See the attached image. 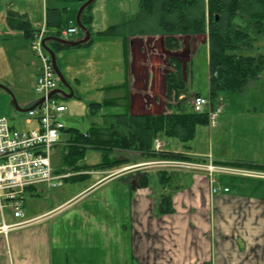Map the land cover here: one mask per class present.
I'll list each match as a JSON object with an SVG mask.
<instances>
[{
	"label": "crops",
	"instance_id": "obj_1",
	"mask_svg": "<svg viewBox=\"0 0 264 264\" xmlns=\"http://www.w3.org/2000/svg\"><path fill=\"white\" fill-rule=\"evenodd\" d=\"M63 1L65 0H44L38 15L33 16L32 12L28 11L29 3L32 4L31 0H2L0 44L2 46L6 44L4 47L8 49L11 46L10 42L19 39L22 45L16 48L18 51L13 53L9 49L8 53L19 54L21 52L19 49L23 47L32 51L30 40L24 37L23 32L8 26L6 21L8 11L14 9L26 13L33 25L40 28L46 21L48 8H58L63 14L61 10ZM78 1L83 3L85 0ZM112 1L108 0L106 4L110 5ZM90 14L94 21L93 10ZM71 20H73L71 26L76 25V20L72 17ZM59 29L61 27L50 28L47 35L53 36ZM79 34L78 31L70 37L77 39ZM204 35L206 36L204 42L208 43L207 34ZM197 36L199 35L186 38L179 36V38L181 42L187 40L189 47L190 42ZM145 37L149 39L156 36ZM145 37L98 36L95 38L93 36L90 45L70 46L57 52L58 63L61 57L63 62L61 61L60 68L69 82L67 73L70 72L69 61L72 56L73 59L83 62L80 64L81 77L88 80L95 79L91 90L79 84L76 89L77 94L74 93V96L76 95L83 102L87 99L85 93L92 91L98 94L101 90H105L108 85L98 84L97 81L109 77L110 64H112L115 66L113 72L118 71L123 77L119 83L128 82L132 112L134 95L138 91L135 89L137 79L132 70L133 47L136 40L142 43ZM24 41L25 45H23ZM178 51L179 49L173 52ZM32 54L35 57L33 51ZM32 63L37 66L35 61L32 60ZM36 69L37 72L30 75L32 89L40 67L37 66ZM71 76L75 77V75ZM75 79L83 82L79 77ZM21 93L18 88L14 90V94L20 97V100L17 98L20 105L23 103L33 105L40 99L38 94L36 95L39 97L34 98L30 92ZM208 93L209 90L207 95ZM102 100H89V103ZM73 104H75L72 106L74 109L80 102L75 101ZM83 108L88 110L89 107L83 105ZM118 108L120 107L112 109ZM260 109L253 105L242 107V112L253 118L259 115ZM67 111L61 115L63 121ZM252 122L253 126L248 124L252 128L245 129L239 136L237 152L230 150L235 145L230 141L229 133L228 137L224 135L228 141L225 150L219 147L225 146L226 140L218 146L217 140L214 142L215 134H220L217 129L218 120L216 125H207L204 126L206 129H200L199 134L203 137V144L201 140L198 144L193 140L186 143L181 141V147L174 141H165L164 136L161 137L164 143L162 150L206 158L207 162L211 159L216 163L237 161L264 165V134L258 130V127H262V122L257 119H252ZM33 123L35 125L34 121L31 122ZM92 124L86 130L77 129L85 132ZM229 131L230 128L226 130ZM63 132L67 133L65 130ZM127 156L129 154L125 157ZM130 163L133 164L135 161ZM131 164L123 165L119 169H86L69 172L64 168V171H56L67 174L63 184L59 187L46 186L61 188L67 180H70L76 184L74 192L53 200L42 198L35 214L31 213L28 216L25 200V214L22 218H15L10 213L9 219H6L5 213L0 210L2 215L0 225L4 221L15 223L35 219L30 224L12 228L7 233L0 232V264H264V177L215 173L218 185L229 187V191L213 193L207 171L167 169L171 178L175 180L173 187L179 188H176L172 194L173 212L160 213L159 203L163 189L161 186L159 188L149 175L150 172H155L160 184L158 170L147 171L142 168L127 170ZM145 173L148 177V185L142 186L140 181ZM79 174L83 176L73 177ZM43 186L37 185L29 189L26 195L40 194L43 192L40 187Z\"/></svg>",
	"mask_w": 264,
	"mask_h": 264
},
{
	"label": "trees",
	"instance_id": "obj_2",
	"mask_svg": "<svg viewBox=\"0 0 264 264\" xmlns=\"http://www.w3.org/2000/svg\"><path fill=\"white\" fill-rule=\"evenodd\" d=\"M86 1V0H85ZM94 3L87 6L82 14V22L91 30L90 40L80 46L93 42L91 27L93 16L87 11ZM140 10L126 17L121 22L111 24L106 29L98 31L99 36L123 37H162L163 47L168 51L182 47L179 36H193L207 34L210 83L209 91L213 100L225 92H244L249 83L260 76L264 69V54L237 55L229 50L241 46L249 37L250 31L243 23L236 22V17L249 21L255 29L264 34V0H140ZM6 21L11 29L23 32L27 40L34 37L37 28L26 13L10 9ZM47 28L61 27L62 13L58 8H48L46 18ZM59 30L55 35H59ZM48 45L57 52L69 48V45L56 40H48ZM252 44V43H251ZM168 63L171 69L165 73L167 109L160 113L131 112L128 82L112 84L105 90L122 89L121 96L106 97L101 102L88 104L89 114L95 115L102 110L120 107L124 112L110 113L104 117L103 124L93 123L85 132L77 128H67L70 137L64 146L63 159L65 171H80L86 169H110L127 165L134 160L132 156H117L121 152H133L140 159L177 158L195 159L185 153L171 150L157 151L155 140L159 137H175L182 142L193 140L199 126L209 124L207 110L195 111L188 103V89L186 86V71L183 63L175 54H169ZM59 96V95H57ZM177 100L176 103H171ZM103 150V157L99 163L88 164L82 162L87 148ZM115 154V156H113ZM233 166H245L264 169V165L246 164L240 162H221ZM159 182L163 189L159 203L160 213L173 212L172 194L179 187L175 180L165 170L157 171ZM74 175L73 177H82ZM140 184L148 185L146 173L142 175ZM36 186H30L26 192ZM26 198V193H25Z\"/></svg>",
	"mask_w": 264,
	"mask_h": 264
},
{
	"label": "rangeland",
	"instance_id": "obj_3",
	"mask_svg": "<svg viewBox=\"0 0 264 264\" xmlns=\"http://www.w3.org/2000/svg\"><path fill=\"white\" fill-rule=\"evenodd\" d=\"M85 1H83L84 3ZM2 0H0V6L2 5ZM31 3H29L28 11L32 12L33 16L38 15L40 6L44 4V0H31ZM83 3H79L78 0H65L63 1V4H61V10L63 12V21L61 25V29H67L71 26V22H73L72 19L76 20V17L78 15V12L80 10V7ZM108 3V0H95L94 6L92 9L87 11L89 14L93 10V14L95 17V20L92 23V27L94 30L93 36L98 38V30H101L105 27H107L109 24L113 22L121 21L122 18H128L130 14H133L135 12H138L140 10L139 8V0H113L110 4ZM51 7V5H49ZM236 22L243 23L245 27H247L250 31L249 37H251L253 40L249 42L245 41L241 46L229 50L230 53H234L237 55H258L260 53H264V34L259 35L258 30L255 29V26L251 24L249 21H244L242 18L236 17ZM76 23V22H75ZM77 25V23H76ZM79 33L82 32V30L79 27ZM187 36H185L186 38ZM205 35L201 34L197 36L196 39L192 40L189 44V47L187 45V40L185 42H182V47L179 49L178 52L168 51L163 47L162 43V37L156 36L151 37L143 40L141 43L140 40H136L133 47V54H134V60H133V75L137 79V86H135V89L138 90L134 95V106L132 109L133 113H160L162 111H165L167 109L168 112H172L173 109L167 108L166 101V80H165V73L171 69L169 67L168 63V56L169 54H175L177 57H179L183 63L184 69L186 71L185 78H186V86L189 91L188 96L189 101L188 103L191 104V100L197 93H202L203 95H207V92L209 90V83H210V71H209V54H208V43H205ZM75 37H71L70 39H74ZM252 43V44H251ZM11 46L8 47V49H5L6 44L2 46L0 44V85L5 84L8 89L0 86V117L6 116L11 124H13L17 129H26L34 126V123H27L26 119L29 117L27 111L24 109H29L33 105L23 103L19 104L21 109H18L16 105L14 104V98L20 100V97L16 96L14 94V90H17V88L22 93H31L34 98H38L39 96L36 95L37 93L34 91V88L32 89L30 86L31 82V74H35L37 72V66L42 67L41 61L38 57H34L32 54V51L30 49H24L20 48L19 54H10L7 50L11 49L13 53H15L16 48H18L19 45H22V41L19 39H16L15 42H10ZM26 42H23V45H25ZM34 53V52H33ZM35 54V53H34ZM9 55V56H8ZM32 60L36 62L37 66L32 63ZM63 62L62 58H59V65L62 66ZM83 63L82 61H78L76 59H70V72L67 74L69 75V80L71 83V86L73 88V91L75 94H77V90L79 87V84H82L83 88L89 89L93 87L95 79L88 80L83 79L80 75V72H82V67L80 64ZM111 65V71L109 77H105L104 79H100L98 84H106V85H112V84H120L122 80V75L118 71L113 72V68L115 66ZM109 67V66H108ZM69 70V69H68ZM75 75V77H79V79L82 81H77L75 77L71 75ZM97 79V78H96ZM258 79V81H257ZM251 83V84H250ZM250 87L248 90L243 92H225L222 93L217 100L214 101V104L220 103L223 105V112L217 116L218 125L217 129H219L220 133L219 135L215 134L214 142L217 140V146L220 145V143L224 142L226 140V136L228 137V133L230 135V141L235 146L230 148L231 151L237 152L239 148L236 147L238 145L239 136L244 132L245 129L252 128L249 125L253 126L252 119H257L262 122V127H258V130L264 134V69L260 73V76H258L256 79L252 80L250 82ZM12 86V87H11ZM59 87H61L65 92L69 93L70 90L67 86L63 84H59ZM138 87V88H137ZM21 93V94H22ZM123 94L122 89H116V90H101L100 93L97 94V92H89L85 93V97L87 99H84V104L81 102L80 99H78L75 96L72 97H58L62 102H64L67 106H69V110L66 113V117L64 118V123L66 127H76L81 130H86L92 123H99L103 124L104 117L108 116L110 113H122L124 112L121 108L118 109H105L102 110L101 113L91 115L88 113L90 110H86V108H83L84 106L88 107L89 100L93 101H99L106 97H115V96H121ZM17 99V101H18ZM89 99V100H88ZM75 101H79V106L73 109L72 106ZM19 102V101H18ZM88 102V103H87ZM177 100H172L171 103H176ZM131 105V104H130ZM256 105L258 108H261L259 111V115L252 118L251 115L246 114L245 112H242V107H250ZM82 112V113H81ZM106 118V117H105ZM249 120V121H248ZM260 123V122H259ZM210 124V122H209ZM208 124V125H209ZM249 124V125H248ZM230 128L229 132H226V130ZM200 129H206L204 126H199L197 130V134L195 138L193 139V142L200 143L202 141L203 144V137L201 134H199ZM208 130V128H207ZM211 135L213 136V133L211 132ZM70 137V133L62 132L61 138L62 141L59 142L57 145H55L51 151V162L54 171H64L63 169L66 167L63 159V153H64V146L65 142L68 141ZM164 137V136H163ZM162 141L161 137L157 138ZM174 141L176 144H180L182 147V142L178 140L175 137H168L165 136V141ZM201 140V141H200ZM192 143V142H191ZM228 144V141H225V146L221 145L219 148L221 150H225L226 146ZM164 145V143H162ZM167 149L169 146L166 147ZM218 148V147H217ZM126 153V154H125ZM130 155L134 158L133 161L135 163L128 166V169H139L140 163L149 162L153 159H140L138 158V154H135L133 152H121V154H117V156H126ZM115 156V154H113ZM103 157V150L91 148L88 147L86 154L84 158L81 160L82 162H87L88 164H96L101 161ZM137 160H140L142 162H139ZM194 160L199 161H207L208 159H202L199 157H195ZM137 161V162H136ZM216 162V161H214ZM219 164V163H218ZM227 165V164H223ZM230 166V165H229ZM238 166V165H237ZM142 169H146L147 171H156L160 169H166L163 167L158 166H152V165H143ZM240 168H245L247 170H251L259 175H251V176H258V177H264V171L260 168H253V167H245V166H238ZM120 167H113L110 169H119ZM171 169H182V168H171ZM126 170V171H127ZM195 170V169H193ZM150 178L152 181L157 183V186L160 188V184L158 183V179L155 172H150ZM231 181L232 178H231ZM40 189H43L40 194H28L26 195V214L27 216L31 213L35 214L38 210L39 203L42 202V198H49L51 200L56 198H63L70 193L74 192L76 188V184L74 182H71L70 180H67L65 185L61 188H49L46 186V184H41L39 186ZM6 219H9V216L11 215L9 211L4 212ZM2 218L1 212H0V219ZM19 222V221H18Z\"/></svg>",
	"mask_w": 264,
	"mask_h": 264
},
{
	"label": "built area",
	"instance_id": "obj_4",
	"mask_svg": "<svg viewBox=\"0 0 264 264\" xmlns=\"http://www.w3.org/2000/svg\"><path fill=\"white\" fill-rule=\"evenodd\" d=\"M76 26L62 29L59 36L68 38L77 33ZM46 23L35 32L31 40V48L40 59L42 67L36 76L34 90L44 98L42 103L28 111L27 122L35 125L26 129H17L10 120L0 117V210L9 211L15 218L24 217L25 193L30 186L46 184L49 187H59L63 184L67 174L54 171L51 162V151L62 141L61 134L65 123L61 115L67 106L50 93L59 86V78L53 69L51 56L44 47ZM195 111L207 110L209 122L216 124L217 116L222 112L223 105H213L210 95H195L192 99ZM162 141L155 140V149L162 150ZM152 165L166 169L182 168L204 170L209 174L213 193L228 192L229 187H221L215 178V173H233L245 176L259 175L251 170L237 166L217 164L213 160L199 161L194 159L155 158L152 161L137 164L139 169L143 165ZM32 220L16 221L0 225V232L7 233L12 228L23 227Z\"/></svg>",
	"mask_w": 264,
	"mask_h": 264
},
{
	"label": "water",
	"instance_id": "obj_5",
	"mask_svg": "<svg viewBox=\"0 0 264 264\" xmlns=\"http://www.w3.org/2000/svg\"><path fill=\"white\" fill-rule=\"evenodd\" d=\"M95 0H86L80 7V10L78 12V15L76 17V23L78 25V27H80V29L84 32V35L78 39H75V40H72V39H64V38H61V37H58V36H48L45 38V41H44V46L46 48V50L50 53L51 55V59H52V65H53V68L56 72V74L58 75L61 83L65 86L68 87V89L70 90L69 93L65 92L62 88H57L55 90H53L51 93H50V96L54 95V94H61L63 95L64 97H72L74 96V91H73V88L71 86V84L69 83V81L67 80V78L65 77L63 71L61 70L59 64H58V59H57V53L55 50H53L47 43L46 41L48 40H56V41H59L63 44H66V45H69L71 47H76V46H80L86 42H88L92 36V32L91 30L82 22V14L83 12L85 11V9L87 8V6H89L90 4L94 3ZM1 87H4L6 89H8V87L6 85H0ZM13 102L14 104L16 105V107L18 109H21L20 106H19V103L17 101V99L13 96ZM44 100V98H41L37 103H35L32 107H30L29 109H32V108H35L37 107L40 103H42V101ZM29 109H24L25 111H28Z\"/></svg>",
	"mask_w": 264,
	"mask_h": 264
}]
</instances>
